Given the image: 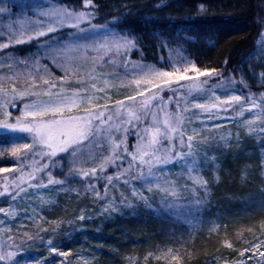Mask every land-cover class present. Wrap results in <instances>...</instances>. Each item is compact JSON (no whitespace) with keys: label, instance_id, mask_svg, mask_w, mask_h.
I'll use <instances>...</instances> for the list:
<instances>
[{"label":"snow or ice","instance_id":"6c2138e0","mask_svg":"<svg viewBox=\"0 0 264 264\" xmlns=\"http://www.w3.org/2000/svg\"><path fill=\"white\" fill-rule=\"evenodd\" d=\"M7 11V6H0V13ZM98 12L93 0H84L79 10L56 0L39 6L34 19L25 17L18 27L8 25L0 32V69H8L0 76V128L27 134L25 142L12 147L11 166H0V201L7 205L0 206V264H24L17 257L27 241L43 243L45 239L39 232L11 234L13 227L26 226L14 208L16 202L24 201V217L39 224L35 207L31 214L27 212L32 198L38 197L42 205L52 203L45 193L70 191L66 187L69 180L82 182L98 201H104L101 215L107 213L106 218L121 207L135 210L137 202H142L157 216L183 218L191 227L202 205L197 194L208 191L203 170L209 165L220 167L215 155L209 157L200 149L217 142L227 144L225 136L216 140L211 129L221 125L210 121L227 118L242 124L257 137L264 160V92H251L244 75L236 80L225 77L218 68L202 69L188 63L178 54L179 49L167 61L162 58L160 67L143 63V52L140 61H132L127 54L137 49L136 39L108 24L96 23ZM100 32L104 39L80 43ZM184 40L194 42L191 36ZM167 43H162L161 49ZM261 43L264 33L257 41ZM25 44L35 46L37 52L27 57L16 55L17 46ZM47 58L50 63L42 66L41 59ZM106 66L113 70L105 72ZM169 67L171 70H161ZM57 70L60 75L54 74ZM252 75L264 86V71ZM117 80L126 91H117L115 95L123 98L114 99L109 88L116 87ZM57 175L64 178L57 179ZM101 182L103 194L97 188ZM145 189L151 195H146ZM187 193H191L190 199H185ZM157 195L159 202L154 208ZM260 206L264 208V200ZM77 219L86 217L81 212ZM46 242L49 252L71 255L58 251L51 238ZM244 243L247 247L240 250L224 241L239 255L231 262L225 259L224 264H247L248 260L264 264V238ZM150 257L165 264H181L171 248L160 250L159 256L149 253L145 264ZM128 259L130 264H140L133 257Z\"/></svg>","mask_w":264,"mask_h":264},{"label":"trees","instance_id":"16d2710c","mask_svg":"<svg viewBox=\"0 0 264 264\" xmlns=\"http://www.w3.org/2000/svg\"><path fill=\"white\" fill-rule=\"evenodd\" d=\"M17 1L21 0H0V6L9 9L0 13V26L5 27L10 24L9 19L18 18L19 7L26 17L35 18L31 16L39 10L37 6L45 5L42 0H22V4ZM173 1L93 0L99 8L95 22L101 24L116 19L121 33H129L130 38L136 39L137 50L131 52L130 59L143 52L145 61L157 65L158 60L167 57L170 50L179 48L198 67H215L222 70L225 77L236 79L238 67L253 50L264 20V0H177L180 8L167 12ZM157 4L165 6L158 8ZM199 6H204V11H200ZM185 36H191L194 42H185ZM165 41L167 46L161 49L160 45ZM35 48L28 44L17 46L16 55L27 57L37 52ZM39 55L44 56L43 52ZM47 59L41 61L42 66L49 63ZM5 69L8 70L7 67ZM117 91V88H109L114 99L122 97L115 95ZM119 92L124 91L120 89ZM200 150L207 152L209 157L215 155L220 167L216 169L209 165L203 170L209 181L208 191L201 190L197 194L202 205L191 227L183 218L157 216L142 202H137L135 210L121 207L106 218L107 213L101 215L104 201L95 202L92 194L55 191L45 193V199L52 203L43 204L40 209L37 208L40 200L34 197L35 202L27 208L31 214L35 207L39 213L35 219L40 221L39 224L24 217V201H17L14 205L26 226L13 227L11 234L39 232L45 238L43 243L40 240L27 241L17 259L24 264L44 261L47 264H61V261L65 264H130L128 258L133 257L140 264H145L144 258L149 253L159 256L160 250L166 252L169 248L180 257L181 264H224L225 259L229 262L239 259L238 252L224 245L225 240L242 250L247 247L244 241L264 238V230L261 229L264 208L260 206L264 200L261 148L256 136L241 132L232 134L227 144L217 142L202 146ZM112 172L114 169L109 170V174ZM180 183L183 185L184 181ZM97 188L101 192L103 182L97 184ZM144 192L151 195L146 189ZM113 194L119 196V192ZM156 202L154 208L159 202L158 195ZM81 212L86 219H77ZM42 228L48 231H40ZM181 236L182 239H178ZM49 238L58 251L71 255L64 257L49 252L46 242ZM20 242L18 239L17 243ZM147 264L165 262L150 257ZM247 264L256 262L248 260Z\"/></svg>","mask_w":264,"mask_h":264},{"label":"rangeland","instance_id":"374dc122","mask_svg":"<svg viewBox=\"0 0 264 264\" xmlns=\"http://www.w3.org/2000/svg\"><path fill=\"white\" fill-rule=\"evenodd\" d=\"M42 1L44 2L45 5H47L50 2H56V0H42ZM17 2L19 4L23 3L22 0L21 1H17ZM59 3L65 4L69 8H76L78 10L79 9H83V7H84V0H59ZM31 7H34V6L31 5ZM37 7H39V6H37ZM199 7L201 9V6H199ZM19 8H21V7H19ZM19 8H18V11H17L18 12V18L14 19V20L13 19H9V21H10L9 25L15 24L18 27L20 19H23V17L24 18L26 17L21 11H19ZM176 8H180V5H179V2L177 0H174L167 7L166 11L167 12H173L174 10L176 11ZM203 8H204V6H203ZM34 13L35 12L32 13L33 16H31V17H34ZM164 15H168V14H164ZM18 19H19V21H18ZM105 24H108L115 31L121 32L119 30L118 20L110 19V20H107L106 23H101L99 25H105ZM0 28H5V29H2V30L0 29L1 32L6 30V26L5 27L0 26ZM262 33H264V20H263V22H262V24L260 26V29H259L258 35L256 37V41H255L253 50L246 56V58L243 60L242 64L238 67L237 75H236V80H240L241 76L244 75L245 79L247 80V82L249 84V87L250 88L255 87L254 90L250 89L251 92L257 93V94H259L260 92H264V86H260L257 83V80L254 79L253 75H252L253 72H255L258 75L260 72L264 71V43H261L259 45L257 44V41L261 39V34ZM121 34H123V33H121ZM104 36H105V34L103 32H100L97 36L90 38V41H80V43L91 42V40L99 41V40L104 39ZM177 49H179V48H174L171 51H169V53L167 54L168 56L165 57L163 59V61H167L169 59L170 55H172V56L177 55V51H176ZM35 50H37V49L35 48ZM134 50H137V49H134ZM137 52H139V51H137ZM130 54H131V52L127 54V58L128 59H130ZM178 54L180 56L186 57L188 63H194L193 60H191L187 55L182 53L180 51V49H179V53ZM43 55H44V53H43ZM43 60H45V59H41V61H43ZM47 60L50 63V58H48ZM130 60H132V61H140L141 60V53L139 52V55L137 54L135 57L131 58ZM142 62L145 63V64H149V65L152 64L150 62L145 61L144 58H143ZM161 62H162V60L159 59L157 65L156 64L155 65L157 67H160ZM90 66L91 65L89 63V64L85 65L82 70L83 71H87V68H89ZM202 69H204V68H202ZM112 70L113 69H112L111 66H106L105 69H104L105 72H111ZM161 70H171V68L169 67L168 69H161ZM6 73H8V70H6L5 68L4 69H0V76L5 75ZM54 74L55 75H60L61 73H59V71L57 70ZM73 86H76V85L74 84ZM99 86L103 87V84L101 83ZM241 87H242V85H241ZM110 88H117L118 91L120 89L123 90L124 92L126 91L125 88L120 86V81L119 80L116 81V87H110ZM246 92H247V90H246ZM119 98H123V96L119 97ZM165 99H167V97H165ZM13 112L15 113V110H13ZM209 123L210 124H220L221 125V127L219 129H216V128L211 129V131L213 132V135L215 136V138L217 140H219L220 136H225L228 139L234 133H235V135H238L241 132L249 134V132H248L246 127H244L242 124L235 123L232 119L225 118L223 120L210 121ZM26 136H27L26 133H21V132H18V131L14 132V131L9 130V129L0 128V152L4 153L3 156H0V166H11L13 161H12V158L10 157L9 153H10L12 147L16 146L17 144L25 142V140L23 138L26 137ZM132 142L134 143V140ZM55 171L59 172L58 169L55 170ZM63 171H64V174H66L68 172V168L65 167ZM56 178L57 179H63L64 176L63 175H57ZM66 187L68 189H70V191H68V192L79 191V194H81V195L83 193H86V192L88 194H92V197L95 198V202H97V199L95 197V193L88 192L86 190V185L83 184L82 182L81 183H77L75 181L69 180V182L67 183ZM101 190H102L101 194H103V188ZM58 193L65 194L66 192L58 191ZM110 198H111V196H110ZM190 198H191V193H189L188 196L187 195L185 196V199H190ZM38 199L39 198H37V201H38ZM34 202H35V199L33 197L32 201H31V204L34 203ZM0 206L7 207L6 203H4L3 201H0ZM41 207H42V204L40 202H38L37 208L41 209ZM0 216H2V214H0ZM257 257H258V253H257Z\"/></svg>","mask_w":264,"mask_h":264}]
</instances>
